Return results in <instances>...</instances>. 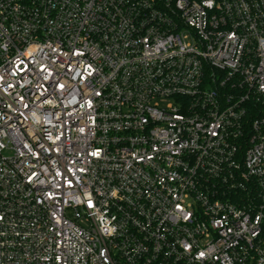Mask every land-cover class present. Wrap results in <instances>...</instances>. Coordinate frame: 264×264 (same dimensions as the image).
Here are the masks:
<instances>
[{
    "label": "built area",
    "instance_id": "built-area-1",
    "mask_svg": "<svg viewBox=\"0 0 264 264\" xmlns=\"http://www.w3.org/2000/svg\"><path fill=\"white\" fill-rule=\"evenodd\" d=\"M0 264H264V0H0Z\"/></svg>",
    "mask_w": 264,
    "mask_h": 264
}]
</instances>
